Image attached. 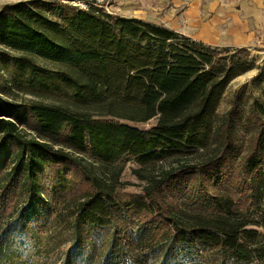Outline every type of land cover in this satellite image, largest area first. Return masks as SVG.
<instances>
[{"label": "trees", "instance_id": "trees-1", "mask_svg": "<svg viewBox=\"0 0 264 264\" xmlns=\"http://www.w3.org/2000/svg\"><path fill=\"white\" fill-rule=\"evenodd\" d=\"M73 1L0 9V264H40L25 235L62 264H264V103L218 123L248 48ZM129 163L147 184L122 200Z\"/></svg>", "mask_w": 264, "mask_h": 264}, {"label": "rangeland", "instance_id": "rangeland-1", "mask_svg": "<svg viewBox=\"0 0 264 264\" xmlns=\"http://www.w3.org/2000/svg\"><path fill=\"white\" fill-rule=\"evenodd\" d=\"M18 1L29 0H0V9L10 3H16ZM86 2L97 3L103 5L106 10L110 12L123 15V16H136L140 19L153 22L159 25H166L168 20H179L181 24L188 23L185 19V14L191 7H197L202 12H206L210 6H216L218 9L227 8L228 4H240L244 0H84ZM73 3V2H72ZM172 13L171 17L168 15ZM209 14V13H208ZM181 35L187 36L181 32ZM189 37V36H187ZM193 39L192 37H190ZM194 40V39H193ZM195 41V40H194ZM223 49V48H221ZM251 57L256 62V68L244 73L243 75L234 79L224 97L221 101L218 109V123L220 124L228 110L232 107L234 99L239 98L240 115L241 119H245L250 111L251 105L254 101H260L264 103V37L259 35L254 45L248 47ZM38 62L49 68L56 67L54 64L38 58ZM38 98L26 95L21 92L15 94V98L18 102H31ZM97 121L110 120L109 118L96 117ZM244 121V120H243ZM140 129H151L157 125L158 120L154 118L145 123H133L123 121ZM25 132H31L28 129H23ZM168 164H165L167 168ZM136 164L129 163L127 168L122 174L121 180L126 185L118 192V197L122 200L132 199L138 195L143 194L144 187L147 182L140 179L134 169ZM262 230V229H260ZM43 242L40 247H36L35 242L31 235H25L19 238L20 241L25 242L24 248H22L23 257L37 261L40 264H62L63 253L68 247V242L61 245H56L57 241L49 240L50 236H43ZM54 238V237H52ZM48 244L49 249L46 250Z\"/></svg>", "mask_w": 264, "mask_h": 264}, {"label": "crops", "instance_id": "crops-1", "mask_svg": "<svg viewBox=\"0 0 264 264\" xmlns=\"http://www.w3.org/2000/svg\"><path fill=\"white\" fill-rule=\"evenodd\" d=\"M185 18L188 23L170 19L166 25L218 49L248 48L254 45L259 35L264 37V0H244L240 4H228L225 9L213 5L206 12L191 7Z\"/></svg>", "mask_w": 264, "mask_h": 264}, {"label": "built area", "instance_id": "built-area-1", "mask_svg": "<svg viewBox=\"0 0 264 264\" xmlns=\"http://www.w3.org/2000/svg\"><path fill=\"white\" fill-rule=\"evenodd\" d=\"M73 3L75 4V5H78V6H80V7H82V8H88V6H89V4H88V2H86V1H84V0H75V1H73ZM100 5V4H99ZM101 6H103V5H101ZM104 7V6H103ZM105 8V7H104ZM106 9V8H105ZM107 11L108 12H110L108 9H107ZM110 13H112V12H110Z\"/></svg>", "mask_w": 264, "mask_h": 264}]
</instances>
